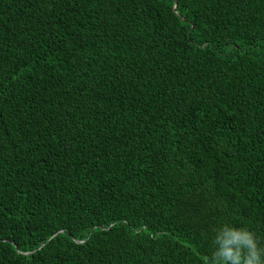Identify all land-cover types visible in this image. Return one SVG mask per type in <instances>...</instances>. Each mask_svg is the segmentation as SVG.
<instances>
[{"label":"trees","instance_id":"1","mask_svg":"<svg viewBox=\"0 0 264 264\" xmlns=\"http://www.w3.org/2000/svg\"><path fill=\"white\" fill-rule=\"evenodd\" d=\"M225 253L264 261V0H0V264Z\"/></svg>","mask_w":264,"mask_h":264},{"label":"clouds","instance_id":"2","mask_svg":"<svg viewBox=\"0 0 264 264\" xmlns=\"http://www.w3.org/2000/svg\"><path fill=\"white\" fill-rule=\"evenodd\" d=\"M241 264V261L238 257H233L228 255L227 253L224 254V259L219 260L218 264ZM243 264H264V261L260 260L255 253L253 256L248 260L244 261Z\"/></svg>","mask_w":264,"mask_h":264},{"label":"water","instance_id":"3","mask_svg":"<svg viewBox=\"0 0 264 264\" xmlns=\"http://www.w3.org/2000/svg\"><path fill=\"white\" fill-rule=\"evenodd\" d=\"M174 11L177 12V5H175V7H174Z\"/></svg>","mask_w":264,"mask_h":264}]
</instances>
